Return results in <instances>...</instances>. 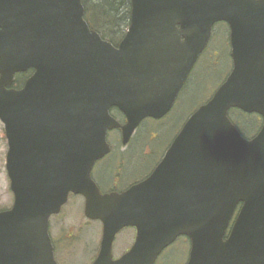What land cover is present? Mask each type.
Here are the masks:
<instances>
[{"label":"water","instance_id":"95a60500","mask_svg":"<svg viewBox=\"0 0 264 264\" xmlns=\"http://www.w3.org/2000/svg\"><path fill=\"white\" fill-rule=\"evenodd\" d=\"M84 15L82 0H0V120L14 195L0 212V264H57L49 220L70 194L103 224L93 264H155L180 236L191 242L187 264H264V123L248 140L229 118L236 108L264 121V0H131L118 46ZM218 22L231 30L227 80L149 178L102 195L91 172L110 152L108 132L121 129L126 146L145 119L165 117ZM29 68L23 88L9 89ZM127 227L135 242L114 259Z\"/></svg>","mask_w":264,"mask_h":264},{"label":"rangeland","instance_id":"374dc122","mask_svg":"<svg viewBox=\"0 0 264 264\" xmlns=\"http://www.w3.org/2000/svg\"><path fill=\"white\" fill-rule=\"evenodd\" d=\"M94 0H90L93 2ZM91 5V4H90ZM106 34V32H104ZM124 33V32H123ZM108 36V35H107ZM110 38V37H109ZM219 40H223V35L217 36ZM216 38V40H217ZM206 59L201 65L199 64L195 69V75H193L191 81L186 86L179 101L177 102L173 112L162 121H153V119L145 120L140 129L137 131L136 136L131 143L126 147L129 151L128 163L129 166L126 172L132 173L136 171V176L141 177L150 171L152 166L157 162L158 157L161 158L165 152V148L171 137L174 135L176 130L182 125L185 118L191 115L192 112L207 101L210 96L215 92L217 87L224 81L225 77L230 71V61L227 57H222L216 64V70L208 71L204 73L206 63L209 62ZM112 134V133H111ZM110 139L114 147L119 148V153H125V147L121 145L118 140V134L113 133ZM117 138V139H116ZM147 149L154 150V158L152 156H142ZM8 151L7 139L5 136V129L3 123L0 121V210H9L14 202V196L10 189V180L6 169V156ZM151 152V150L149 151ZM115 160V159H114ZM109 161L99 166V170L96 175L100 176L101 172L109 167ZM124 166V165H123ZM133 167V168H132ZM133 177L129 175V178ZM109 180L103 183L105 187L109 186ZM79 200V207L75 201ZM81 199L72 198L70 204L63 211L61 217H57L52 221L51 226L54 224L59 225V233H63L67 236L70 233L76 232V235L81 234L83 231L86 233L85 239L79 242V249L83 250L85 247L95 246L96 239L99 235L96 231L100 228L99 225H90L88 229H84L83 216L81 213ZM55 221V222H54ZM99 224L98 222H95ZM92 228V229H91ZM133 229H124L119 233L114 247V256L119 257L125 250H127L134 239ZM97 236V237H96ZM75 247V244H74ZM73 248V246H72ZM77 249L72 251L76 252ZM71 251V253H72ZM70 253V254H71ZM80 253H76L71 256L67 264H88L91 260L90 255L85 257L79 256ZM189 258V246L184 240H179L175 244L169 246L158 258L156 264H187Z\"/></svg>","mask_w":264,"mask_h":264},{"label":"flooded vegetation","instance_id":"af4514ba","mask_svg":"<svg viewBox=\"0 0 264 264\" xmlns=\"http://www.w3.org/2000/svg\"><path fill=\"white\" fill-rule=\"evenodd\" d=\"M85 1L86 0H83L84 6H86ZM91 6H92V4L91 5L88 4L87 5L88 10H87V7L85 8V18H86V21L89 24L90 28L92 30H95L92 27L90 19L88 20V12L91 11V9H92ZM97 33H99V32H97ZM115 34H117V32ZM219 35H223V40L220 41L219 38H217V36H219ZM216 38H217V40H216ZM122 39H123V37L118 42V44L122 41ZM222 57H227L231 63V66L233 67L232 46H231V30H230L228 23H226V22H219L212 27V35L210 37V40H209L206 48L204 49V51L200 55V59H211L212 60L209 68H207L208 70H212V71L216 70V67H217L216 62L219 59H221ZM199 60H198V62H199ZM196 66H197V64H196ZM33 74H34V69H31V68H29L28 70H26L24 72L16 73L15 79H14V84L12 86H10L9 88L15 89V90L21 89L23 84L26 82V80L30 76H32ZM18 81H21V82H19L20 84H17ZM125 122H126V120L124 119V121H122V123H125ZM183 125H184V123H183ZM182 126L178 129L177 133L181 130ZM116 132L119 135L118 140L121 141L122 140L121 130H116ZM177 133L175 134V136L177 135ZM109 135H110V133H108L107 138H108L109 144L111 145V152L108 154V156L104 157L100 162H98L96 164V166L93 169V173H92V177H93L94 181L96 182L97 186L99 187L102 194H110V193H114V192H123V191L127 190L128 188H130L131 186L141 182L142 180L146 179L152 173V171L158 166V164L160 163V161L163 158V156H162L159 161L157 160V162L152 166L154 168L151 170V172H149V174H147L143 178H142V176L141 177L136 176V171H134L132 173L126 172L127 169L129 168V166H127L126 164L128 163L127 159H128V155L130 154L129 153L130 149L128 152H126L127 148H124V149H126L125 153H119V148L112 147V144L109 141V139H110ZM175 136L173 137V139L175 138ZM150 150H151V152H149ZM142 156H152L154 158V156H155L154 150L153 149H147L143 154H141V158H142ZM108 161L110 162L109 167L107 169L103 170L101 172L100 176H97L96 173L99 170V164H103V163H106ZM129 175H132L133 177L129 178ZM108 180H109L110 184L108 187H105L103 185V183L105 184V182ZM70 198L83 199L80 196L73 197L72 195H70ZM76 203H78L77 204V208H78L80 203H79V201H75V204ZM81 209H82V203H81ZM84 223L87 225L84 229H86V228L88 229V227L90 225H92V226H94L95 224L99 225V224H97L93 221H90L88 219H86ZM128 229H131V228H128ZM134 233L135 234H134V239H133L132 244L134 243V240L136 237V231L135 230H134ZM50 234H51V238H52L53 245H54L55 257H56V260L59 264H67V262L69 261V259H67V258H70L71 256H73L74 254H76L78 252L80 253L79 256L85 257L87 254L90 255L91 256L90 264H93V262L96 260L98 253H99L100 244H99V246L88 245V247H85L83 250L79 249V242H82L84 240V237L86 234L84 231L79 235H76V232H74V233L72 232V233L68 234L67 236H64L63 233H59V225L54 224L53 226H50ZM96 234L102 235V225L101 224H100V229H98V231H96ZM186 240L190 243V241L188 239H186ZM74 244H75V247H74ZM132 244H131V246H132ZM72 246L74 249H77L76 252L72 251L73 250ZM131 246L127 250H125L120 256L127 253L130 250ZM71 251H72V253H71ZM189 251H190V247H189Z\"/></svg>","mask_w":264,"mask_h":264},{"label":"trees","instance_id":"16d2710c","mask_svg":"<svg viewBox=\"0 0 264 264\" xmlns=\"http://www.w3.org/2000/svg\"><path fill=\"white\" fill-rule=\"evenodd\" d=\"M88 4H92V9L88 12V20L90 19L92 27L103 38L117 44L130 24V0H94L93 2L86 0V7ZM116 32L117 34H115ZM19 82L21 81H18L17 84H20ZM113 114L120 116L117 111H113ZM230 116L241 133L248 138L258 132L262 123L258 115L246 114L239 110H232Z\"/></svg>","mask_w":264,"mask_h":264}]
</instances>
